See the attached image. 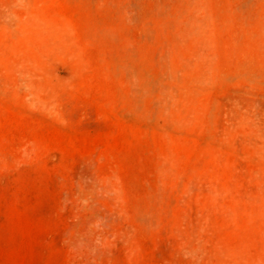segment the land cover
<instances>
[{
	"label": "rangeland",
	"instance_id": "1",
	"mask_svg": "<svg viewBox=\"0 0 264 264\" xmlns=\"http://www.w3.org/2000/svg\"><path fill=\"white\" fill-rule=\"evenodd\" d=\"M0 264H264V0H0Z\"/></svg>",
	"mask_w": 264,
	"mask_h": 264
}]
</instances>
